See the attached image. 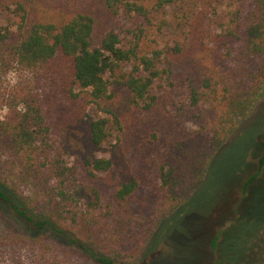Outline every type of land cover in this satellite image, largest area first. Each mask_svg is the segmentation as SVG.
I'll use <instances>...</instances> for the list:
<instances>
[{"label": "trees", "instance_id": "obj_1", "mask_svg": "<svg viewBox=\"0 0 264 264\" xmlns=\"http://www.w3.org/2000/svg\"><path fill=\"white\" fill-rule=\"evenodd\" d=\"M0 17V205L24 230L0 259L139 264L264 97V0H0ZM258 237L241 264H264Z\"/></svg>", "mask_w": 264, "mask_h": 264}, {"label": "rangeland", "instance_id": "obj_2", "mask_svg": "<svg viewBox=\"0 0 264 264\" xmlns=\"http://www.w3.org/2000/svg\"><path fill=\"white\" fill-rule=\"evenodd\" d=\"M3 22L0 17V23ZM236 122V132L215 155L204 181L160 225L139 264H212L216 251L220 262L234 259L233 264H241L248 257L247 250L257 244L264 227V178L256 182L249 195L243 196L242 185L255 171L260 155L258 146L264 139V97L246 116L237 117ZM234 217L233 224L229 225ZM23 231L20 222L0 205V237ZM220 231L224 240L219 250L213 251L211 241ZM6 256L0 259V264H21L18 259L13 262L4 259Z\"/></svg>", "mask_w": 264, "mask_h": 264}, {"label": "clouds", "instance_id": "obj_3", "mask_svg": "<svg viewBox=\"0 0 264 264\" xmlns=\"http://www.w3.org/2000/svg\"><path fill=\"white\" fill-rule=\"evenodd\" d=\"M7 79H8V81H9V83H10L11 85H13V86L16 85V84L18 83V81H19V77H18L17 73H15V72H9V73L7 74ZM21 108H23V106H21ZM23 110L26 111V109H23ZM2 112H3L4 114H7L8 109H7L6 106L2 109ZM2 118H3V116L0 115V119H2Z\"/></svg>", "mask_w": 264, "mask_h": 264}]
</instances>
